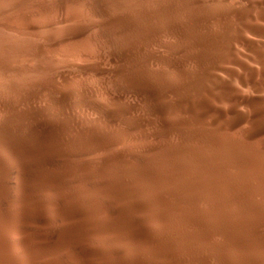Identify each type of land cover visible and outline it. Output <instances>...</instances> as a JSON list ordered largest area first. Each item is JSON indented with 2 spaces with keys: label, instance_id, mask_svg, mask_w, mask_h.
I'll use <instances>...</instances> for the list:
<instances>
[{
  "label": "rangeland",
  "instance_id": "rangeland-1",
  "mask_svg": "<svg viewBox=\"0 0 264 264\" xmlns=\"http://www.w3.org/2000/svg\"><path fill=\"white\" fill-rule=\"evenodd\" d=\"M23 1L0 0V126L6 130H0V264H68L66 260L75 264H98L95 256L80 253V244L76 246L75 242H65L56 237L61 231L66 234L67 227L76 222L63 216L62 207L67 205V202L64 204L66 200L63 197L68 195V203L72 201L71 198H76L84 207L100 204L90 190L93 189V183L100 182L104 174L117 175L118 169L121 170L122 167V170L127 168L126 171L130 172L137 171V167L139 170L141 164L136 165L135 155L148 161L163 145L169 148L185 146L190 151H195L205 162L200 168L197 166L202 176H206L205 169L210 166L216 178L230 179L232 188L246 191L251 202L264 205V0H205L214 3L216 19L206 21L205 25L195 29V38L199 40L200 46L196 45L192 37L168 32L161 33V42L150 45L151 50H156L159 57L149 61L152 74L157 72L161 75L158 79L152 78L155 81L152 82L159 89L162 98L174 106L169 114L170 119H191L187 110H179L180 104L191 107L194 112L203 111L207 117L216 119L222 126V130L216 133L217 139L208 133L195 139L185 138L178 132L165 134L158 117L149 112L146 97L134 90L124 89L123 78L115 76L113 71L116 67L115 55L129 36L103 26L110 19L111 13L97 10L91 6V0H67L64 10H56L48 17V20L55 23L54 28L50 29L45 25L40 26L34 19L17 18L9 10L16 2H21V9L26 13L25 7L32 3L54 4V1L25 0L24 6ZM113 2L122 9L131 0ZM233 11L240 12L242 19L234 18ZM72 13L78 16L73 22L62 19L64 16L71 17ZM82 20L94 27L64 46H49V36L68 35L67 29ZM8 21L18 25V29L12 30L5 24ZM123 36H127V39ZM179 44L187 45V50L173 51L167 46ZM37 46L46 47L48 54L44 59L36 54ZM171 60L178 61L181 66H171ZM69 61L78 65L96 66L101 74L83 73L67 67L66 62ZM57 75L65 77L69 82L94 87L97 98L105 105H111L113 99H118L120 104L130 109L132 117L145 121L141 132L144 137L129 131L126 121L119 119L116 124L118 126L111 130L116 133V140L101 142L90 152H82L68 138H63L65 143L61 139V144L58 143L54 149H44L34 143L25 133L30 122L16 114H10V108L18 102V96L21 95L22 113L31 112L26 105L29 101L26 93L38 90L40 93L34 100L35 106L44 111L48 120H60L58 114L49 107V101L56 97L55 93L42 89L46 77L56 78ZM170 76L182 77L188 81V86L181 88L173 85L168 81ZM69 111L84 115L90 120L102 117L100 110L88 103L72 105ZM237 118L240 120L229 126ZM55 153L64 156L70 166H62L56 160ZM117 157L122 159L118 161ZM41 159L46 163L43 162L44 167L37 163ZM113 159H116L115 162ZM187 162L189 161H185L186 164ZM30 175H34L40 184L52 182L62 192L60 195L48 194L49 200L54 204L47 210V217L51 218L49 223L41 220L37 208L34 207L36 198L45 199L47 194L35 181H28ZM114 176L110 179H114ZM65 177L69 180L68 185L60 180L66 179ZM218 184L220 188L223 187L221 183ZM109 216L107 213L106 217ZM189 226L191 225H185L184 230H194L193 226ZM94 244L99 249L108 251L111 262L116 260L117 253L109 248L105 239L95 241ZM217 263L216 260L210 262Z\"/></svg>",
  "mask_w": 264,
  "mask_h": 264
},
{
  "label": "bare ground",
  "instance_id": "bare-ground-1",
  "mask_svg": "<svg viewBox=\"0 0 264 264\" xmlns=\"http://www.w3.org/2000/svg\"><path fill=\"white\" fill-rule=\"evenodd\" d=\"M53 1L54 4L32 3L25 7L26 13L21 9V2H16L9 12L23 20L34 19L40 26L45 25L52 29L55 23L48 20V17L56 10H64L68 4L67 0ZM91 1H93L91 6L97 10L111 13L110 19L103 23L104 27L129 36L128 39L125 36L127 41L125 40L124 45L115 55L116 67L113 73L123 78L124 89L134 90L146 97L149 112L158 117L164 133L178 132L189 139L200 138L208 133L212 138L217 139L216 133L222 130V126L216 119L207 117L203 111L194 112L191 107H183L180 104L179 110L184 112L187 110L191 119L188 120L185 117L170 119L169 114L174 110V106L162 98L159 89L153 83L155 81L152 78L158 79L161 75L157 72L152 74L149 63L150 60L159 59L155 53L156 50L153 52L150 45L161 42L162 32L192 37L196 45L200 46L194 32L206 21L216 19L214 3L205 0H131L132 3L122 6L121 9L113 4V0ZM232 13L237 20L242 19L240 12ZM76 18L78 16L72 13L71 17L64 16L62 19L71 22ZM83 20L70 26L67 29L68 35L49 36L47 38L49 46L52 48L64 46L82 37L91 27H94ZM5 24L12 30L18 29V25L11 21ZM248 37L251 36L248 35ZM167 46L173 51L187 50L185 44ZM36 54L44 59L48 54L46 47L37 46ZM51 57L56 60L54 56ZM170 65L178 68L181 66L176 60H171ZM66 66L83 73L101 74L100 69L93 65H78L69 61L66 62ZM168 81L177 87L188 86V81L179 76H170ZM42 89L55 93L56 97L49 101V107L58 114L60 120H48L44 111L35 106L34 100L40 93L38 90L26 93L29 100L26 105L31 110L30 114L22 113L23 96L21 95L18 96V102L11 106L10 114H16L30 122L29 129L25 131L26 135L44 149H54L58 143L61 144V139L68 138L82 152H90L101 142L116 140V133H112L111 130L118 126L116 124L119 119L126 121L129 131L141 134L143 130L145 121L132 117L130 109L120 104L118 99H113L111 105L103 104L97 98L94 87L69 82L65 77L57 75L56 78L46 77ZM81 103L96 107L100 110L102 117L90 120L84 115L69 111L72 105ZM239 120L240 118L231 121L229 126L235 125ZM1 129L6 131L2 126H0ZM116 132L119 131L116 129ZM142 136L143 134L139 135V137ZM161 153H164L163 156H160ZM57 156L56 160L60 161L62 166L69 165L64 156ZM118 157L120 158L119 155ZM118 157L120 161L122 157L121 159ZM135 159L136 165L141 164L139 170L138 165H134L137 167V169L134 167L137 170H133L134 172L126 171L127 168L122 170V167L121 170L118 169L115 176L109 173L115 177L114 179H110L112 176L107 173L110 178L104 174L102 178L99 177L102 179L100 182L92 184L93 189L90 190L100 204L84 207L76 198H71V203H68L70 200L68 195L63 197L66 200L64 204L67 202V205L61 206L64 209L63 216L74 219L76 222L67 227L66 234L61 231L56 237L65 242H75L76 246L80 244V253L93 255L99 263L103 264H210L211 260H216L220 264H264V205L251 202L246 191L232 188L230 179L216 178L210 166L205 169L206 176H202L197 166L205 165L204 160L198 153L190 151L185 146L169 148L163 145L162 149L154 152V157L150 160L144 161L143 157L141 159L136 155ZM185 161H189L188 165ZM43 162L45 163L42 159L37 161L41 167H44ZM108 162L110 163V160ZM189 163L190 165L193 163L194 166H189ZM1 164L0 161V166ZM110 170L113 169L110 168ZM69 174H71L70 171ZM60 180L68 185L67 178L64 180L60 178ZM28 181L37 183V178L30 175ZM218 183H221L223 187L220 188ZM37 185L43 188L47 198H36L34 207L37 208L41 220L49 223L51 218L47 217V210L54 204L48 196L60 195L62 192L52 182L40 184L39 181ZM107 213L110 214L108 218ZM60 217L63 219L62 216ZM185 225L193 226L194 230H184ZM103 239L108 242L109 248L117 253V258L113 262L109 259L108 251L101 250L97 244H94L95 241L99 242ZM66 262L75 264L69 260Z\"/></svg>",
  "mask_w": 264,
  "mask_h": 264
}]
</instances>
